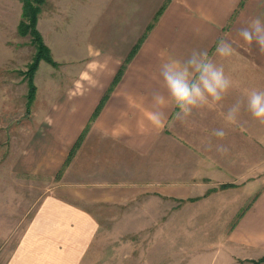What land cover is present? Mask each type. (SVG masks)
<instances>
[{"label":"crops","instance_id":"1","mask_svg":"<svg viewBox=\"0 0 264 264\" xmlns=\"http://www.w3.org/2000/svg\"><path fill=\"white\" fill-rule=\"evenodd\" d=\"M55 1L54 41L48 45L59 64L44 61L48 64L38 70L73 72L67 102L59 99L63 80H46L53 84L47 100L53 106L41 126L50 125L47 135L57 139L53 157L58 164L51 175L56 182L27 226L24 220L5 264H82L99 229L94 207L130 200L187 208L186 224L224 226V251L253 264L251 259L264 255V185L256 188L260 180H255L264 175V126L243 107L234 123L224 115L247 90H264V56L239 36L254 18L264 20V0H121L124 9L115 0ZM50 8L42 11L38 28ZM115 10L123 18L119 33L106 39L104 49L93 46L96 29L102 27L105 37L117 20ZM221 40L232 45L231 56L216 54ZM193 50L223 65L235 86L216 110L194 111L181 123L159 70L163 63L187 59ZM38 77L39 72L37 82ZM157 94L165 97L163 103H157ZM154 114H161L162 126ZM217 128L227 133L223 139L212 135ZM245 143L251 146L246 156L236 151ZM221 144L226 153L216 150ZM18 165V173L26 175V159ZM226 183L235 185L221 188ZM15 237L12 233L7 241Z\"/></svg>","mask_w":264,"mask_h":264},{"label":"rangeland","instance_id":"2","mask_svg":"<svg viewBox=\"0 0 264 264\" xmlns=\"http://www.w3.org/2000/svg\"><path fill=\"white\" fill-rule=\"evenodd\" d=\"M118 2L121 5V0L114 1L115 4ZM58 3L47 0L43 7L44 10L51 6L46 22L39 27L46 34L38 28L47 45L54 41L50 28L55 23V6ZM67 4L69 9H74L73 1ZM121 7L124 9V5ZM108 10L111 13L114 9ZM115 12L117 20L111 22L105 37L100 33L102 27L93 33L94 40L90 42L93 46L104 49L102 44L106 39L110 40V36L115 37L119 33L123 18L119 19L118 11ZM21 14V0H0V264H5L9 248L18 243L24 220L27 226L40 200L56 182L51 175H54L58 164L53 157L57 139L47 135L50 125L44 123L41 126L50 105L53 106V100L49 104L47 102L53 91V84L46 82L47 77L63 80V96L59 99L67 102L73 92V72L69 68L57 73L55 69L38 70L34 80L37 95L30 114L27 113L29 84L24 74L36 49L30 36L18 33ZM108 17L107 12L106 19ZM111 17L110 14L109 19ZM72 20L78 25L82 22ZM74 33H78L77 27ZM85 43L87 45V39ZM44 64L48 63L43 61L40 65ZM67 75L70 76L68 79L65 78ZM40 83L43 89L40 87L38 90ZM250 147L247 143L238 144L236 151L246 156ZM20 159H26V175L18 173ZM255 174L259 171L256 170ZM255 180H260L256 188L263 187V174ZM170 205L166 202L156 204L148 200H130L124 205L95 206L99 214V229L82 264H238V261L249 264L242 257L234 258L224 251L223 243L227 237L224 226L186 224L188 219L185 216L190 210L170 208ZM12 233H16L15 241H7Z\"/></svg>","mask_w":264,"mask_h":264},{"label":"clouds","instance_id":"3","mask_svg":"<svg viewBox=\"0 0 264 264\" xmlns=\"http://www.w3.org/2000/svg\"><path fill=\"white\" fill-rule=\"evenodd\" d=\"M239 36L249 47L254 45L258 54L264 56V20L254 18L239 30ZM233 52L232 45L225 40L219 41L216 46V54L220 57H229ZM159 76L168 100L176 109L175 119L181 123L187 122L194 111L216 110L235 86L226 75L223 65L214 62L207 52L197 50H193L183 61L163 63ZM155 99L157 103L165 101V97L160 94ZM242 107L253 120L264 126V90H247L243 97L228 107L224 119L228 123H234ZM154 120L162 126L161 114H154ZM212 135L223 139L227 133L224 128H217ZM216 150L223 154L228 149L221 144L217 145Z\"/></svg>","mask_w":264,"mask_h":264},{"label":"trees","instance_id":"4","mask_svg":"<svg viewBox=\"0 0 264 264\" xmlns=\"http://www.w3.org/2000/svg\"><path fill=\"white\" fill-rule=\"evenodd\" d=\"M22 2V14L21 19L18 23V33L21 36H30L31 43L36 49V54L28 68V71L25 72L26 80L29 84V92L27 96V113L30 114L32 110V105L36 98L37 86L35 84V74L40 66L41 61H46L53 66H58V62L54 59L53 53L50 47L45 43L44 37L41 32L38 30V21L40 15L43 11V7L46 4L47 0H21ZM135 49L134 53L136 52ZM121 74V73H120ZM120 75L118 76L119 79ZM101 108L97 109L96 115L100 112ZM79 141L73 146L71 152L65 162V165H68L75 148L77 147ZM61 171V170H60ZM235 184L226 183L222 184L221 188L234 187ZM253 264L264 263V255L258 259H251Z\"/></svg>","mask_w":264,"mask_h":264}]
</instances>
